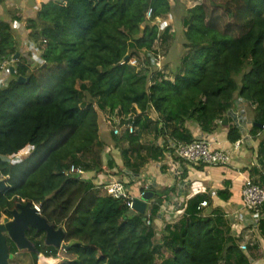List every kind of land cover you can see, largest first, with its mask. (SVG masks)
I'll return each instance as SVG.
<instances>
[{
  "label": "trees",
  "instance_id": "trees-1",
  "mask_svg": "<svg viewBox=\"0 0 264 264\" xmlns=\"http://www.w3.org/2000/svg\"><path fill=\"white\" fill-rule=\"evenodd\" d=\"M29 1L33 13L22 32L41 45L45 62L32 70L21 53L11 63L15 73L9 67L11 78L0 87V175L8 184L0 192V222L12 217L7 209L15 198L41 204L49 224L64 229V242H75L68 250L76 257L62 264H252L223 213L199 208L206 195L189 199L182 217L157 237L162 196L172 189L149 190L153 224L147 225V212L131 210L98 186L120 176L121 166L140 174L165 158L169 139L195 141V127L204 133L228 127V139L236 143L241 131L228 113L240 99L253 128L264 124V0ZM170 16L181 17L171 35L170 26L162 30L155 22ZM12 18L18 26L23 21ZM178 34L187 51L171 80L152 58L157 41L166 48ZM21 35L0 18L1 61L24 47ZM126 57L137 58L139 66L121 64ZM132 113L135 130H108L116 117ZM144 134H154V141L141 142ZM162 140L166 144H158ZM109 144L122 164L114 155L104 164ZM72 164L86 177L67 175ZM218 196L228 199L225 191ZM259 228L264 235V218ZM32 243L37 264L40 244ZM162 249L170 256L159 262Z\"/></svg>",
  "mask_w": 264,
  "mask_h": 264
},
{
  "label": "crops",
  "instance_id": "crops-1",
  "mask_svg": "<svg viewBox=\"0 0 264 264\" xmlns=\"http://www.w3.org/2000/svg\"><path fill=\"white\" fill-rule=\"evenodd\" d=\"M29 2V0H5L4 4L0 6V10L6 11L5 8L8 10L9 8L22 9L27 17L33 13V7L29 6ZM0 18L8 22L10 21L1 15ZM12 25L14 28L16 27L14 23ZM21 26L23 27L22 23ZM22 30L20 27L21 33ZM28 42V38L24 39L23 48L25 50L23 51L21 48L20 52L29 57L27 55L29 53ZM181 43L183 44V40ZM29 62L31 63L32 61L29 60ZM8 75L5 73L3 77H8ZM246 115L248 122L242 128V131L240 130L243 142L238 149H235L234 143H231L228 139V127H220L213 133H204L200 128H194L196 139L207 140L211 142L212 147L228 150L232 153V160L229 165L190 166L178 161L173 155L169 157L166 152L165 158L158 161H151L147 164L146 173L156 172L151 173L153 174L151 178H154V176L157 177L154 181L157 183L158 189H172L168 194L162 196L161 211H163L165 205H173L170 204L173 202L175 206L183 204L184 211L189 199L196 195H206L209 197L208 207L204 208L206 212L211 213L213 210L218 209V212L223 213L231 226L232 232L239 237V243L257 244L258 250L255 255L260 258L259 264H264V235L261 233L260 228H255L253 216L242 209L245 180L247 178H253L260 183L261 175H264V131L259 134L261 128L259 127L258 130L253 128L250 109ZM230 124L234 125L233 120L230 121ZM259 135H262V137H258ZM158 144H160V141ZM103 160L106 165L108 161L106 162L104 158ZM118 164H121L120 160H118ZM177 165L183 168V173H186V176L184 177L182 175L181 179L167 177L166 175L168 173H175L177 171ZM218 191H225L228 199H221L218 196ZM179 200L181 203H179ZM251 259L253 260V257Z\"/></svg>",
  "mask_w": 264,
  "mask_h": 264
},
{
  "label": "built area",
  "instance_id": "built-area-1",
  "mask_svg": "<svg viewBox=\"0 0 264 264\" xmlns=\"http://www.w3.org/2000/svg\"><path fill=\"white\" fill-rule=\"evenodd\" d=\"M152 16H153V9L149 8L147 11V18L151 19ZM159 19H160L159 17L156 18L155 22L158 23ZM39 46L41 45H39L35 41L28 42V52H29L28 58L29 60L32 61V63L34 62L36 65H40L45 62L39 54ZM13 61L14 59H6L3 61L0 60V67L2 68V67L10 66ZM125 63H128L131 66H139V61L135 57L124 59L121 61V64H125ZM8 80H9L8 77L0 78V87L6 86L8 84ZM244 105L246 106V101L241 99L238 100L236 107L237 109L235 112L238 115V118H236V123H234V125L238 126L241 131L244 125H246L248 122L246 109ZM136 117L137 114L132 113L127 117H123V118L119 117L118 119H116L115 120L116 123L114 124L112 129L114 135H122L128 129L131 131L135 130L137 128L135 124ZM262 131H264V124H262L259 134ZM168 142H169L167 146L168 156L172 157V155L173 156L175 155L178 161L182 163L184 162L190 166H198L201 164L208 166H225V165H229L232 160V153L230 151L220 148H214L212 147L211 142L207 140L196 139L191 143H183L169 139ZM242 142L243 140L239 139L236 143H234L235 149L240 148ZM160 144L164 145L166 143L164 140H162L160 141ZM183 172H184L183 168L180 165H177V171L174 173L175 177L181 179ZM66 173L67 175L75 174V175H83L84 177H86V173L83 170V168L75 164H72L67 169ZM127 174L131 177V180L137 183L139 190L141 191V195L144 194L145 191L151 189L150 181L146 182L145 185H143V183L140 182V179L144 178V175H142L141 173L137 174L128 171ZM1 178L4 177L1 176ZM124 182H126L127 185ZM128 184L129 182L120 176H110L103 182L102 186H98V187L100 189H104L105 190L104 193L110 197H113L115 199L125 200L126 205L131 210L136 211L134 209V198H141V197H136L132 195ZM207 206H208V201L205 200L200 204L199 208L203 209ZM33 207L36 208L39 214H41V204L33 202ZM263 208H264V186L253 178H247L243 186L242 209L246 211L248 214H251L253 216V220H254L253 223H255L256 229H259L260 221L264 216ZM146 212H147L146 223L147 225H151L153 224V220H152L151 212L150 210H148V203H147ZM161 212H164V210ZM239 245L244 252L248 251L249 249L248 244L241 242L239 243Z\"/></svg>",
  "mask_w": 264,
  "mask_h": 264
},
{
  "label": "rangeland",
  "instance_id": "rangeland-1",
  "mask_svg": "<svg viewBox=\"0 0 264 264\" xmlns=\"http://www.w3.org/2000/svg\"><path fill=\"white\" fill-rule=\"evenodd\" d=\"M186 3H194L198 0H184ZM9 8V7H7ZM12 8H9L5 10H0V15L1 16H4V18H7L8 20H10L9 22H12L16 25V29L18 30V27H19V30H18V33L20 32V27L23 29V27L21 26V24L18 26L16 21L14 20L13 21V16H16V15H20L22 16L23 18V21H22V24H24L26 22V14H24V12L22 11V9H12ZM10 13V14H9ZM9 14V15H8ZM181 18L180 16H177V17H174V16H170L169 18H164V19H159L158 20V23L160 24V27L161 29L163 30L165 27L167 26H170V35L174 33V29L176 30L177 27L175 25V21L174 19L175 18ZM173 29V30H172ZM21 34V39L23 40L24 42V39H26L27 37V33H24L22 32ZM182 38H181V35L178 34L177 38H171L168 42V45L167 47H162L161 46V41H157L156 42V45H155V51L154 52V56L152 58V60L155 62L156 64V67L158 68V71H160V73H162L165 77H167L168 79H171V80H174V71L177 69V67L180 66L181 64V60H182V57L184 56V54L186 53L187 49L183 47L182 45ZM27 48V47H26ZM23 51L25 50V48H22ZM25 53V52H24ZM29 55V54H27ZM25 56V55H24ZM26 57V56H25ZM156 60H155V58ZM31 65V69H35L37 67V65L33 62L30 63ZM11 66V65H10ZM10 66H7V67H0V78L3 77V75L6 73V74H9V67ZM8 78H11V75H8ZM245 106V105H244ZM236 107H234V109H232L228 115L230 116L231 120H233L234 123H236V118H238V115L235 113L236 112ZM245 109H246V114L247 112H249V107L247 105V102H246V106H245ZM116 119H118L116 117ZM115 119V120H116ZM114 120V124L116 123V121ZM114 124L112 125H109V128L108 130L110 131L111 129H113V126ZM258 137H262V135H259ZM155 139V136L154 134H144L143 137H142V140L141 142L143 143H148L149 141H154ZM125 147L128 146L127 143L124 144ZM116 156L117 158V161L120 160L121 162V159H120V153L119 151L116 150H113L112 149V146L107 145L106 147H104V150H103V158L105 159V161L107 162L108 159H110V157H113ZM23 155L19 158H22ZM174 158H176V156L174 155ZM15 160V159H14ZM122 164V162H121ZM158 165V164H157ZM159 166V165H158ZM147 167L148 165H145L144 168L142 169V175H144V178L140 179V182L143 183V185H145L146 182L150 181L151 182V189L155 190V191H158L160 189L157 188V183L154 181L155 179H157V177L154 176V178H151L153 174L151 173H156L155 171L153 172H149V173H146L147 172ZM117 170L121 173L120 174V177L124 178L126 181L129 182L128 186L130 187V191L132 193V195L136 196V197H143V194L141 195V191L139 190V187L137 185V183L133 180H131V177L127 174L128 173V170L127 169H124L122 166L120 168H117ZM167 177H175V174L174 173H168V175H166ZM103 177V176H101ZM100 177V178H101ZM104 179L101 178V180ZM107 179V178H106ZM105 179V180H106ZM172 179V178H171ZM99 181V180H98ZM155 182V183H154ZM126 185L127 183L124 182ZM104 189L101 190L102 194H105L104 193ZM145 192H150L149 190L148 191H145ZM155 202L159 201L160 198L159 196H156L154 198ZM148 201V209L151 210V206L150 204H153L152 202V198L147 200ZM18 203H25L24 200H18V198H15L13 199V204L14 206L11 208V209H14ZM179 203H181V201L179 200ZM170 204H173V205H165L163 210L164 212H161L160 214V217L157 218L156 220V229L158 231V236L157 237H160L161 234H162V231L165 227V225L167 224H174L176 223L183 215L184 211H183V204H178L175 206V203H170ZM243 205V204H242ZM174 206V207H173ZM208 207V206H207ZM206 207V208H207ZM161 216H163L161 218ZM6 217V216H3L1 221H3V218ZM13 218H11L12 220ZM260 226V224H259ZM38 231L37 229L35 228H30L26 231V236L30 239V238H33L32 241L36 244H40V251L39 252H36L37 253V264H62L64 262H67V261H70L72 259H74L76 257L75 253L73 251H69V250H66L64 249L63 247H55V246H48L46 244V235L47 233L45 231H42L38 236H34V233ZM237 234V233H236ZM6 237H7V242H8V245H9V250L11 251H17L15 253V257L13 259L10 260V263L11 264H35L34 262V256L32 254L31 251L29 250H20L18 247H17V244L11 239L10 235L8 232L5 233ZM249 245V249L247 251L248 254H251L252 256L250 257V260H251V263L252 264H259V261H260V258L256 257L255 253H257V244H253V245ZM170 256V252L167 251L166 249H162L161 252H160V255L158 257V261L161 262L163 259L167 258ZM253 257V260L251 259Z\"/></svg>",
  "mask_w": 264,
  "mask_h": 264
},
{
  "label": "water",
  "instance_id": "water-1",
  "mask_svg": "<svg viewBox=\"0 0 264 264\" xmlns=\"http://www.w3.org/2000/svg\"><path fill=\"white\" fill-rule=\"evenodd\" d=\"M21 52H17L14 60L20 56ZM128 59V57H126ZM11 73H15L14 66H10ZM25 78L19 77V82H23ZM224 125L229 124V119L226 118L223 122ZM258 127H262V124H256ZM8 186L7 180L1 178L0 175V192L6 189ZM154 196L153 192H145L142 198H134V209L144 214L147 209V200ZM10 217L6 216L3 221L0 222V264H11L10 260L15 257V254L9 250L7 242L6 232L9 233L11 239L17 244L20 250L36 251V248L32 241L26 236V231L30 228H35L38 231H45L46 244L48 246L63 247L68 250L75 243L64 242L65 232L62 227L56 229L54 225L49 224L46 218L39 214L36 208L33 207L32 202L18 203L14 209H7Z\"/></svg>",
  "mask_w": 264,
  "mask_h": 264
},
{
  "label": "flooded vegetation",
  "instance_id": "flooded-vegetation-1",
  "mask_svg": "<svg viewBox=\"0 0 264 264\" xmlns=\"http://www.w3.org/2000/svg\"><path fill=\"white\" fill-rule=\"evenodd\" d=\"M4 216H7V215H4ZM10 218H12V217H10Z\"/></svg>",
  "mask_w": 264,
  "mask_h": 264
},
{
  "label": "clouds",
  "instance_id": "clouds-1",
  "mask_svg": "<svg viewBox=\"0 0 264 264\" xmlns=\"http://www.w3.org/2000/svg\"><path fill=\"white\" fill-rule=\"evenodd\" d=\"M25 201V200H24Z\"/></svg>",
  "mask_w": 264,
  "mask_h": 264
}]
</instances>
